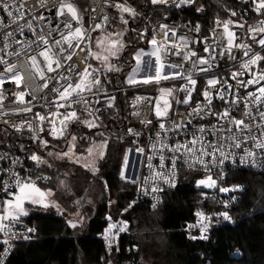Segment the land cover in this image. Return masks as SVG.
I'll return each instance as SVG.
<instances>
[{"label": "built area", "instance_id": "obj_1", "mask_svg": "<svg viewBox=\"0 0 264 264\" xmlns=\"http://www.w3.org/2000/svg\"><path fill=\"white\" fill-rule=\"evenodd\" d=\"M128 1L0 0V80L3 81L0 84V200L9 198L3 191L5 184L12 185L11 190L15 191L16 179L37 185L49 183L51 175L35 169L26 155L41 137L62 140L72 124L95 119L109 138L131 143L139 170L130 205L158 206L184 170L216 180V185L207 191L209 203L196 222L198 235L209 242L216 223L225 220V209L237 207L233 202L223 201L225 192L221 189L227 174L232 171L264 174V148L256 147L257 143H264V118L261 117L264 104L248 103L251 100L248 93L258 95L256 89L264 85V80L259 85L241 86L264 74V61L241 67L257 53L264 56V48L255 42L264 33L252 31L262 26L264 10L257 11L253 0H193L181 7L176 6L179 0L175 3L168 0L166 4L145 0L143 13L149 23L150 38L156 41L155 48L166 65L160 75L168 76L159 82H177L178 86L167 96V103L154 92L133 93L127 98L129 123L117 131H109L104 120L117 105V89L99 90L101 71L91 63L92 38L95 33L108 31L112 13L118 5ZM4 3L9 5L7 11H11L12 16L3 9ZM67 3L74 7L76 18L67 7H62ZM225 24L228 31L235 34L231 46ZM77 28L81 33L74 38ZM245 51H248L247 56ZM201 59L206 63H200ZM12 66V72L6 71ZM86 68L92 74L90 88L73 93L67 100L61 99L59 93L79 82ZM233 73L241 74L233 79ZM16 74L20 77L19 86L13 79ZM210 79L218 83L209 86ZM192 80L196 83L192 84ZM205 91L210 93V104L209 98L203 95ZM234 99L239 103H232ZM226 110L231 118L243 120L248 128L240 131L229 118L220 119L219 114ZM158 111L165 114L158 116ZM245 111L250 112V116L245 117ZM71 113H75L76 118L65 119ZM40 116L45 119H39ZM54 128L56 135H53ZM201 128L205 131L201 132ZM60 132L63 135H59ZM197 138V143L191 144ZM237 144L240 147H236ZM178 145L186 147L174 151ZM249 152L254 155L249 156ZM200 160L204 163L197 162ZM162 177H166L167 182ZM154 188L159 190L154 191ZM0 211L2 215V207ZM125 212L126 209H121L115 216L105 214V226L99 234L106 255L103 264H140L134 259L117 257L121 240L131 228ZM109 224L117 225L110 233L106 231ZM201 225H204L203 231ZM125 226L126 230L121 232L120 228ZM35 236V227L23 216L7 236L0 231L2 264L8 262L19 242ZM132 249L137 251L135 246Z\"/></svg>", "mask_w": 264, "mask_h": 264}, {"label": "trees", "instance_id": "obj_2", "mask_svg": "<svg viewBox=\"0 0 264 264\" xmlns=\"http://www.w3.org/2000/svg\"><path fill=\"white\" fill-rule=\"evenodd\" d=\"M144 2H127L141 11L137 22L129 21L132 47L142 45L136 43L141 29L147 28L146 36H150L149 23L143 13ZM132 62L118 76L101 72L99 90L117 89V105L104 120L114 131L129 123L127 98L130 95L137 91L155 92L153 84L130 86L124 82L125 70ZM170 83L174 82H166ZM80 128L85 130L78 123L72 124L65 138ZM46 138L48 142L53 139ZM130 145L128 140L109 138L97 175L77 167L71 176L93 180L107 191L86 227H70L66 217L54 209H34L23 217L35 227L36 236L19 242L6 264H103L106 255L99 234L105 226L104 217L108 212L115 216L121 209H126L124 216L130 220L131 228L121 240L119 259H134L140 264H145V257L150 258L151 264H264V174L245 171L227 174L223 188L229 190L224 191L223 201L233 202L237 207L225 209L229 219H220L211 240L205 242L196 229L199 214L209 203L207 191L196 186L201 173L181 171L175 187L163 195L156 207L143 203L130 205L136 186L120 174ZM47 146L41 149L39 141L26 154L30 165L51 175L49 183L40 184L43 187L51 186L55 177L64 178L59 168L61 162L49 159L48 165L42 158L43 163L31 160L33 149L48 157ZM51 163L56 170L51 168ZM77 196L74 193L73 197ZM109 199L114 202L112 206L108 204ZM133 246L137 247L136 252Z\"/></svg>", "mask_w": 264, "mask_h": 264}, {"label": "rangeland", "instance_id": "obj_3", "mask_svg": "<svg viewBox=\"0 0 264 264\" xmlns=\"http://www.w3.org/2000/svg\"><path fill=\"white\" fill-rule=\"evenodd\" d=\"M120 5L131 9L132 12H125L121 7H117L113 14V22L108 31L106 33L93 34L91 63L95 68L101 71L103 75L110 76L112 73H115L118 76V74L127 67L126 65L133 61L132 65L125 70L124 82L130 86L153 84L155 87L154 93H156L160 99H164L167 102V96L174 93L178 83L163 84L156 82V56H159V54L155 45L151 43L152 39L150 36L148 38L146 36L147 28L141 29V37H136L138 40L136 43L142 44L136 47H132L133 44L129 33V21L135 20L137 22L141 16V11L129 3H122ZM113 41H118L119 44L123 45L122 48H119V51L115 56L110 55L108 51L112 47ZM119 44L117 47H119ZM141 53H143V55H140L141 62L139 65V71L133 76V71L137 68L136 56ZM103 57H107V60H104ZM160 64L163 65L161 69V72H163L166 65L163 64L161 59ZM109 68H112L113 70H108ZM129 77H132L131 83L129 82ZM145 80H149V82L144 83ZM162 89L165 90L164 93L161 92ZM169 92L170 94H168ZM89 123L94 124L95 127H89ZM78 124L82 125L85 130L80 128L81 130L79 129L76 132L69 134L68 138L61 141L51 139L50 142H48L49 140L46 136L41 137L40 148L44 149L49 145L47 146L46 151L48 157L40 154L34 149L31 151V156L36 155L39 158H42V160L45 159L44 163L48 165H50L49 159L61 162L62 167L59 166V168L64 175L63 179L55 177L52 181V185L47 187L37 184L35 185L45 193L51 192V195L46 196L45 202L50 204L54 203L57 207H49L47 209L56 210L59 214L64 215L67 221H72L77 227L84 228L87 226L88 220L94 213L95 208L101 203L103 195L107 194V191L103 185L95 183L93 180L89 181L72 178L71 176L75 174L77 167H80L91 174L97 175L99 164L104 158L109 134L95 119L83 121ZM105 127L108 126L105 124ZM108 130L114 131L112 127ZM82 142H84V144H82ZM79 144L81 145L79 146ZM89 149H91V153L89 152ZM65 153H67V155H64ZM135 159L136 157L132 153L131 148L128 147L125 151L123 167L120 174L122 178L132 182L136 181L135 176L139 170ZM125 161H127V163H125ZM66 162L69 163V165L63 166L62 163ZM124 166H126V169H124ZM51 168L56 170L52 163ZM125 173L127 174V177ZM130 175L132 177H129ZM207 178L208 177L199 178L196 181V186L208 191L209 187L198 185V181L206 180ZM74 193H77L78 196L73 197ZM70 198H72V200H70ZM8 199H12V197H9ZM108 204L112 206L114 202L109 199ZM25 208L28 211V214L34 209L47 210L39 205L31 204H26ZM143 260L145 264H151L150 258L145 257Z\"/></svg>", "mask_w": 264, "mask_h": 264}, {"label": "snow or ice", "instance_id": "obj_4", "mask_svg": "<svg viewBox=\"0 0 264 264\" xmlns=\"http://www.w3.org/2000/svg\"><path fill=\"white\" fill-rule=\"evenodd\" d=\"M151 2L153 4H166L168 2V0H151ZM173 2L175 3L176 0H173ZM193 0H179V3H176L177 7H181L182 5H184L185 3H192ZM254 3H256V7H257V11H261L264 10V0H253ZM3 9L5 11L8 10L9 5L7 3H4L2 5ZM62 7H67L68 11L71 12L73 14V17L76 18V11L74 9V7L70 4H62ZM118 7H121L123 11L125 12H132L131 9L123 7L122 5H118ZM60 14H63L62 12ZM134 14V13H133ZM233 15H235V13H232ZM264 14V13H262ZM7 15L8 16H12L13 13L11 11H7ZM126 22V21H125ZM261 27L258 29H252V31H256L259 33H264V22H261ZM242 26V25H241ZM96 27H99V25H97ZM162 27H166V26H162ZM225 28V32L227 33V37H228V44L229 46H231L233 44V39H234V33L228 31V25L225 24L224 25ZM197 30H199L197 28ZM81 33V30L79 28L76 29L75 36H79ZM165 35H167V33H165ZM253 39L255 40V37H253ZM255 42L261 46L262 48H264V36H261L260 39L255 40ZM151 43L155 44L156 41L153 40L151 41ZM119 44L118 41H113L112 42V47L108 50L109 54L112 56H115L116 53L119 51V48H122L123 45L119 44V47H117V45ZM236 47H241V45H236ZM244 47L247 48V46L245 45ZM205 51H208V49H205ZM41 55H45L44 53H41ZM140 55H143V53L138 54L136 56V60H137V68L134 69L133 71V76L135 75V73L137 71H139V65H140ZM192 55H195V53H192ZM245 55H248V51H245ZM46 59H49L47 56H45ZM71 57H69L70 59ZM104 60H107V57H103ZM35 60V58H33V61ZM260 61H264V56H261L260 54H255L248 62H246L245 64H243L241 67L243 68H248L249 65L252 64H257ZM156 63H157V68H156V82H159V79H167L168 76H161V69L163 67V65L160 64V57L157 55L156 56ZM200 63H206L205 60L201 59ZM59 67V65H57ZM13 67H8L6 68V71L8 72H12L13 71ZM49 70H51V67L49 65ZM108 70H113L112 68H109ZM204 71H206V69H203ZM241 73H233L232 74V78L235 79L238 75H240ZM92 74L88 71V69L86 68L84 70V72L81 74V80L79 82H77L74 86L69 85L68 87H66L64 89L63 92H60L59 95L61 97V99H69V97H71L73 95V93H80L83 92L85 90H88L90 88V84L91 82L89 81V77ZM13 79L16 80L17 82V86H19L20 83V77L18 74L14 75ZM152 79V78H149ZM190 79V78H189ZM264 80V74H261L259 76V78H253L251 80H248L246 83H242L241 86L242 87H247L248 85H259L260 81ZM129 82H132V77H129ZM149 80H145L144 83H148ZM3 81L0 80V84H2ZM96 83H99V81H96ZM192 84H195L196 82L194 80L191 81ZM208 85L209 86H215L218 81L215 79H210L208 80ZM47 85H45L46 87ZM162 93L165 92V90H161ZM256 92L258 93V95L256 93H248V96L251 97V100L248 101V103H252V102H259L261 104H264V85L259 86L256 89ZM170 94V92L168 93ZM22 97V94H20ZM203 95L206 98L210 97V93L208 91H205L203 93ZM220 99L223 100L224 97L221 95ZM185 103H188V100L184 101ZM167 103V102H165ZM211 103V99L209 98V104ZM232 103L237 104L239 103L238 99H234L232 101ZM64 105H59V107H63ZM30 110V109H29ZM195 111V110H194ZM165 113H161L160 111L157 112V115H164ZM245 117L250 116V112L245 111L244 113ZM220 119H225V118H229V122H231L232 124H234L238 130L243 131L245 128H248V125L244 123L243 120H237L234 118L230 117V113L229 111H224L223 113L219 114ZM261 117L264 118V113H261ZM76 118V114L75 113H71L69 116H66L65 119H75ZM39 119L44 120L45 117L40 116ZM61 123L63 124L64 121H61ZM89 127H95L94 124L89 123ZM164 126L161 125V128H163ZM201 132H204L205 129L201 128L200 129ZM56 130L55 128L53 129V135H56ZM59 135H63V132H60ZM75 139V138H73ZM197 139H194L191 141V144L195 145L197 143ZM230 139H234V137H230ZM186 147L185 145H178L176 147V149H174V151H180L181 148ZM236 147H240V144H237ZM257 148H264V143H257L256 144ZM138 151H143V149H139ZM188 151H192V148H188ZM89 152L91 153V149H89ZM64 155H67V153H65ZM249 156L254 155L253 153L249 152L248 153ZM31 159L33 161H37L39 163H43V161L40 160V158L36 155H33L31 157ZM226 159V157H225ZM243 160V157L241 158ZM198 163H204V161L200 160L197 161ZM223 161H221L222 163ZM125 163H127V161H125ZM163 167V165H161ZM11 175L15 176V173H11ZM123 175V174H122ZM160 175V174H157ZM165 179V181L167 182V178L166 177H162ZM15 191L11 190L12 189V185L9 184H5L3 187V191L6 194V197H12V199H2L0 200V207H2L3 209V214L0 215V231H4V234L7 236L8 235V231L11 230V227L14 226L16 223L19 222L20 217L22 216H27L28 215V211L25 208L26 204H31V205H39L45 209L49 208V207H57L54 203H47L46 201V196L51 195V192L45 193L44 191H42L40 188L36 187L34 182L31 181H25V180H21V179H16L15 180ZM216 180L212 179V177H208L206 180H200L198 181V185H203L205 187H214L216 185ZM154 191H157L159 189H153ZM229 189H224L222 188L221 191H228ZM224 218L227 220L229 217L227 216V214H223ZM4 221H7L8 223L5 224ZM69 226L70 227H76V224L73 223L72 221H68ZM117 227L116 224H109L108 227V231L109 233L111 232V229ZM5 229H8V231H5ZM126 230V226L125 227H121L120 231L123 232ZM201 230H204V225H201ZM28 231H33V229H29ZM25 239H27L28 237H24ZM201 239H203L204 237L201 236ZM107 239V237H106ZM5 243H7V241H5ZM0 264H2V261H0Z\"/></svg>", "mask_w": 264, "mask_h": 264}, {"label": "crops", "instance_id": "obj_5", "mask_svg": "<svg viewBox=\"0 0 264 264\" xmlns=\"http://www.w3.org/2000/svg\"><path fill=\"white\" fill-rule=\"evenodd\" d=\"M124 169H126V166H124ZM124 171V170H123ZM126 177H127V174L125 173ZM129 177H132L131 175Z\"/></svg>", "mask_w": 264, "mask_h": 264}]
</instances>
